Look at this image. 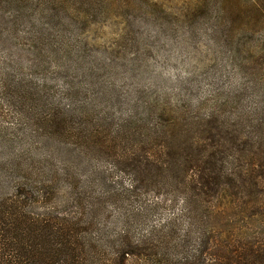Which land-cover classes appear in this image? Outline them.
<instances>
[{
	"label": "rangeland",
	"instance_id": "obj_1",
	"mask_svg": "<svg viewBox=\"0 0 264 264\" xmlns=\"http://www.w3.org/2000/svg\"><path fill=\"white\" fill-rule=\"evenodd\" d=\"M11 2L0 202L68 213L94 262L117 264L126 230L178 243L183 197L214 195L198 225L239 264H264V0Z\"/></svg>",
	"mask_w": 264,
	"mask_h": 264
},
{
	"label": "trees",
	"instance_id": "obj_2",
	"mask_svg": "<svg viewBox=\"0 0 264 264\" xmlns=\"http://www.w3.org/2000/svg\"><path fill=\"white\" fill-rule=\"evenodd\" d=\"M6 1L12 3L11 0ZM252 7L255 8V5ZM214 197H204L203 193H190L183 197L181 213L186 219L188 230L180 242H174L173 232L161 233L157 230L145 232L146 237L131 240L126 230L123 233L125 238H118V249L111 260H116L117 264H127L131 259L134 263L135 260L145 263L144 252L149 251L148 264H152L149 257H155L156 264H171L172 261L179 264H222V261L223 264H239L238 256H232L231 250L222 252L217 246V238H211L197 223L198 219L200 223L205 220V211L200 213L196 207H204L209 213L214 207ZM19 203L14 201L6 208L4 201L0 202V264H97L93 254L84 250L80 231L70 222L68 213L56 212L52 217L40 219L36 214L32 215L19 207ZM53 219L54 222L49 223ZM165 228L171 231L174 229L173 223ZM193 230L199 237L195 250L188 255L183 249ZM154 237L158 241H153ZM183 252L186 255L179 257Z\"/></svg>",
	"mask_w": 264,
	"mask_h": 264
}]
</instances>
